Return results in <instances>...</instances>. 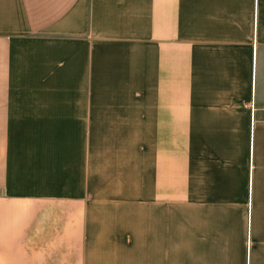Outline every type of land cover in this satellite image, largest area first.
Wrapping results in <instances>:
<instances>
[{"label": "crops", "instance_id": "obj_1", "mask_svg": "<svg viewBox=\"0 0 264 264\" xmlns=\"http://www.w3.org/2000/svg\"><path fill=\"white\" fill-rule=\"evenodd\" d=\"M186 2L0 0V264H168L180 190L264 264V0Z\"/></svg>", "mask_w": 264, "mask_h": 264}, {"label": "rangeland", "instance_id": "obj_2", "mask_svg": "<svg viewBox=\"0 0 264 264\" xmlns=\"http://www.w3.org/2000/svg\"><path fill=\"white\" fill-rule=\"evenodd\" d=\"M183 1L182 5L186 6V0ZM210 2L212 6L219 4V0H210ZM182 16L185 24V13ZM190 202L186 191L180 190L178 215L172 216L173 220L175 218L178 220V237L176 238L178 253H163L164 263L169 264L172 261L173 264H237L249 260L248 223L246 222L249 207L201 206L190 204ZM255 233V245L259 250H263L264 237L263 239L261 237L264 234L263 221L257 223ZM169 247L168 249H171ZM134 250L136 253L132 252L133 254L131 253L129 257L131 261L149 260L148 255L139 254L138 246H135ZM250 255V260L252 258L264 260L263 253ZM157 257L159 256L156 255ZM124 259L126 260V256L120 255V260Z\"/></svg>", "mask_w": 264, "mask_h": 264}]
</instances>
